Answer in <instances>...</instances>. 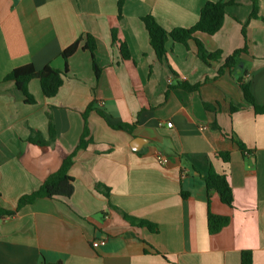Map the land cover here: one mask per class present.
<instances>
[{
	"label": "crops",
	"instance_id": "0c3cea01",
	"mask_svg": "<svg viewBox=\"0 0 264 264\" xmlns=\"http://www.w3.org/2000/svg\"><path fill=\"white\" fill-rule=\"evenodd\" d=\"M207 2L227 4L223 26L195 37L222 59L208 66L193 40H170L159 60L142 18L153 16L167 31L190 28ZM252 5L0 0V207L16 210L74 154L70 199L39 198L0 220V264H242L243 252H251L253 264H264V113L245 104L237 79L247 72L245 82L264 106V0H258L259 19H251ZM244 26L248 53L238 68L219 76L224 60L244 47ZM87 35L95 41L98 76L83 49ZM77 41L54 97L47 98L33 79L28 92L35 103L27 104L5 80L25 65L64 70L61 53ZM179 83L199 88L188 91ZM86 125L90 142L79 149ZM32 131L44 146L30 142ZM237 141L251 153L243 154ZM221 153H229V162ZM211 167L227 175L232 207L207 192L204 177ZM97 183L110 190L109 198L95 189ZM209 210L230 218L215 235L208 231ZM95 239H106V246L93 249Z\"/></svg>",
	"mask_w": 264,
	"mask_h": 264
},
{
	"label": "trees",
	"instance_id": "16d2710c",
	"mask_svg": "<svg viewBox=\"0 0 264 264\" xmlns=\"http://www.w3.org/2000/svg\"><path fill=\"white\" fill-rule=\"evenodd\" d=\"M252 13L251 19H259L258 15V0H252ZM123 1L119 2V13L122 10ZM227 4L223 2H207L202 7L200 11V17L198 22L190 28H175L171 31L164 29L153 16L148 15L142 18L145 28L149 35V40L151 47L155 51L159 60L165 58L167 54V43L171 40L176 44L186 45L190 40H193L197 46V56L206 65H211L213 62H219L222 59L221 52H209L203 43L195 37L196 33H203L206 35L216 34L223 26L225 19V8ZM264 21V19H262ZM243 36L245 37V45L242 49L234 51L230 56H228L221 68L219 69L218 75H222L226 69L231 72L238 68L240 58L243 54L248 53V40L246 39V28L243 27ZM86 44L83 46L84 50H88L93 58V67L96 75L98 76L99 70L95 63L94 52L96 50V45L94 39L90 36H86ZM80 41H77L61 53V58L65 62V69L59 70L55 69L49 65L45 66L41 70H36L32 65H25L14 69L5 78L6 81L14 82L16 89L19 90L25 97V102L27 104H34V97L28 92V84L31 80L37 79L41 84L43 94L47 98L54 97L59 89L64 83V79L68 73V60L73 56L79 48ZM122 56L124 59L129 58V52L127 46L123 43L120 45ZM247 72H243L238 75V82L240 88L243 92L244 102L247 105L252 106L257 114L264 113V106L256 103L249 87V83L245 82L247 79ZM179 86L188 90L195 91L199 88V85L190 86L188 84L179 83ZM92 109V104L88 107V110ZM237 107H232V112H235ZM86 115V114H85ZM84 115V116H85ZM86 117V116H85ZM132 125H118L117 128L123 130H130ZM51 137L54 138V132L51 129ZM88 135L87 125L85 126L84 135L81 138L79 149H84L89 144L90 141L85 140ZM32 137L30 142L35 143L39 146H44L43 139L38 132L32 131ZM241 152L243 154L251 153L247 151L246 146L241 142L237 141ZM225 162H229V153H221L219 155ZM74 154L65 158L62 162L59 170L50 175L42 184L39 190L33 192L30 195L22 197L17 204L16 210L7 211L0 207V220L6 217H14L16 214L24 207L33 204L35 200L39 198H49V199H70L74 192V179L69 174V171L73 165ZM204 182L206 185L207 192H216L222 203L232 207L234 202L233 190L229 184L228 177L225 174L217 173L212 167L209 169L208 174L204 177ZM95 189L103 194L105 197L109 198L110 190L103 184L97 183ZM186 196V195H184ZM210 201L208 199V206ZM126 217V215H124ZM208 231L211 235H215L220 232L224 227H226L230 218L226 216L215 215L210 212L208 213ZM141 226H147L150 230L156 231V226L141 222L138 223ZM242 264H253L251 252H243L241 255Z\"/></svg>",
	"mask_w": 264,
	"mask_h": 264
},
{
	"label": "built area",
	"instance_id": "2783aa9c",
	"mask_svg": "<svg viewBox=\"0 0 264 264\" xmlns=\"http://www.w3.org/2000/svg\"><path fill=\"white\" fill-rule=\"evenodd\" d=\"M167 126L171 127L172 124L167 123ZM157 159L159 160L160 163H166L167 162V159L163 155H160V154L157 156ZM106 244H107L106 239H95L91 242V247L93 249H100V248L106 246Z\"/></svg>",
	"mask_w": 264,
	"mask_h": 264
}]
</instances>
